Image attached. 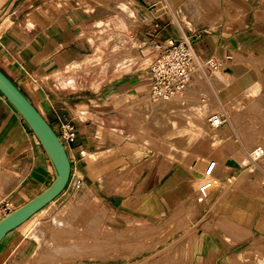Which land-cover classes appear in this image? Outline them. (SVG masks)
<instances>
[{
    "label": "crops",
    "instance_id": "1",
    "mask_svg": "<svg viewBox=\"0 0 264 264\" xmlns=\"http://www.w3.org/2000/svg\"><path fill=\"white\" fill-rule=\"evenodd\" d=\"M218 1L217 7L214 1L199 0L202 10L192 13L201 17L191 24L185 22L184 27L177 21L182 16V5L177 4L172 11L145 18L132 28L125 19L116 22L122 0H0V68L18 84L57 134L62 123L72 124L77 130L76 141L66 146L72 167L66 190L7 234L0 243V264H141L158 254L162 257L156 258V264H264L262 173L253 182L240 180L244 171L235 176L241 184H235L222 204L221 228L198 232L193 222L191 232L172 243L171 249L158 245L155 253L137 254L131 240L116 241L109 237L110 232L105 238L98 216L100 210L108 213L104 228L127 231L131 224L125 220L117 223V219L136 217L145 222L149 214L153 221L170 214L169 219L190 197L202 206L197 199L199 187L194 191L202 182L199 177L193 178L176 164L165 172L157 166L161 163L150 165L149 159L142 157L132 160L140 149L125 157L122 150L126 143L119 131L124 111L133 110L131 107L151 111L150 102L144 99L152 83L150 68L157 58V47L170 40L190 38L201 62H232L236 55L260 60L256 69L260 75L259 90H264V0ZM114 22L126 36L132 29L135 31L132 37L142 46L143 55L134 45H127L124 36L111 37L114 52L131 50V55L125 56L117 68L105 66L101 73L116 74L131 64L137 65L100 90H80L79 72L92 74L107 65L83 32L96 24L106 27ZM94 61L98 65L93 66ZM92 77L91 81L98 75ZM153 143L156 150L154 140ZM123 160L129 162V168L116 170L114 175L104 172L117 164L120 168ZM233 160L229 157L227 161ZM201 166L198 162L194 170H201ZM247 171L253 172L252 168ZM218 174L217 164L215 179L220 180ZM55 179V169L39 139L0 92V205L11 204L13 212L46 191ZM219 180L216 184L222 189L218 199L225 194L227 184L234 182L222 184ZM75 184L78 189H74ZM216 192L203 204L204 209ZM85 195L93 203V215L86 226L91 231L79 227L72 234H51L55 223L48 220L53 212L61 207L66 214L74 205L82 207L80 201ZM70 201L74 205L64 211L62 207ZM62 224H57L60 229ZM136 246L144 249L148 242L139 240ZM87 249H91L90 253ZM101 249L107 254L101 255ZM133 252L137 254L134 257Z\"/></svg>",
    "mask_w": 264,
    "mask_h": 264
},
{
    "label": "rangeland",
    "instance_id": "2",
    "mask_svg": "<svg viewBox=\"0 0 264 264\" xmlns=\"http://www.w3.org/2000/svg\"><path fill=\"white\" fill-rule=\"evenodd\" d=\"M210 1H214L213 5L216 4L217 7L220 6L218 0ZM177 4L182 5V16L177 19L181 27L186 25L185 22L191 24L192 21L198 19L197 17H201V15L197 16L192 13L199 9L202 10L199 0H129L127 2L126 0H122L119 9L117 7V15L119 17L116 22L118 23L119 20L125 19L132 28H135L137 24H142L145 18H150V16L155 18V16L160 15L164 11L170 12L172 11V7L174 8V5L177 6ZM140 9L141 11H139ZM138 11L140 18L138 17ZM227 15L229 16V14ZM116 22L110 23V25L106 27L99 25L101 29H97L96 24L95 28H89L92 31L91 36L85 37V35H83L90 45H93L99 50L103 62L107 65H104V67L99 70H93L92 74L86 71L79 72L77 77L80 81V85H78L80 90H94L95 88L100 90V88L108 84L113 78L122 74L123 71L130 72L133 70H129L132 65H137L131 64L127 69L125 68L122 72L120 71L116 74L101 73L105 70V66L115 69L124 58L131 55V50L114 52V40L112 41L111 37L117 39L124 36V42L127 45H134L138 51L142 53L140 49L141 45H137L138 42L132 37L135 31L132 29L130 35L126 36L124 35L125 32L119 28ZM213 61L216 62V60ZM154 62L155 61H153L152 64ZM207 62L208 61H204L202 63L205 64ZM259 62L260 60L251 61L245 56L237 55L232 62L221 61L220 64L216 62L218 66L216 70L202 69L199 73L195 74V79L191 87L187 89L186 96L188 99H186L185 102L178 104H163L166 102H161L159 105L149 103V105H151V111L149 113L146 111L130 110L123 112L125 117L120 112L122 115L120 123L122 125V130L119 132L126 143L125 149L122 150L125 157L130 156L131 153H137L140 149V144L142 146L145 145L133 139L134 133L138 132L137 134H139L140 132L142 135L145 134L144 136L148 139V144L144 147L151 151L146 152L142 158L149 159L148 162H151L150 165L161 163V165L157 166L166 172L169 167H172V164H176V168L185 169L188 175H192L195 179L199 177L203 182V173L206 167L211 161H216L219 170L218 177L222 179L219 180L217 178L219 182L222 184L230 180L234 182L232 181V184L229 182L227 186L225 185L227 190L225 194L222 192L223 196L218 199L219 194H221L222 186L216 184L218 180L215 179V188L212 194H215V191H217L213 201L216 197L217 200L214 202L212 201L207 209H204L202 206L209 201L201 203L202 206H200L194 197H190L187 203L184 202L182 207L172 214L169 219L168 217L170 214L160 217L155 221L150 218L151 214H149V218L145 222H142L136 217H121L117 219V223L120 222L119 220H125L131 224L130 229L127 231H114L113 229L104 228L105 221L108 219V213L100 210L98 214L100 219H98L100 220L101 229H105V231H103V236L105 238H108L111 234L109 237L115 238L114 240L116 241L124 239L131 240L133 242L132 249L133 251L138 250L137 254L141 252L155 253L154 249L159 247L158 245H162L164 249L167 247H170V249L173 248L174 244L171 245L172 243L177 242V239L191 232V223L193 222L197 224L195 231L198 230V232L202 230L211 232L215 228H221L220 220L224 218V215H221V212L224 211L222 209V204L229 196L231 190L236 186L235 184L247 179L253 182V179L258 178L255 176H259L261 173L264 174V157L257 159L255 156V153L259 149L264 148V90H259L258 82L260 75L256 69V65ZM92 63L94 64L93 66L98 65L95 61ZM146 64L149 65L150 62ZM225 69H231L234 72V76L227 75ZM94 75H98V77L91 81ZM179 111L182 112L180 113ZM200 111H202L203 114H207L204 117V125L200 123V125L203 126L201 127L199 125L201 127L199 129L195 126L194 117L199 114ZM218 114L223 115L225 124L222 128L215 130L209 123V120L211 117ZM123 130L125 132H123ZM152 138L157 145L156 150H153L154 143ZM240 145L244 148L243 151L239 150L242 149ZM235 146L238 150H235ZM229 157H233L235 160L228 162L227 160ZM236 160L243 163L240 165ZM122 162L120 168L119 164H117L111 166L108 170H104V172H110L114 175L116 170L120 172L130 167L128 161L123 160ZM198 162L202 163V169L195 171L194 166ZM251 168L253 172H247V169L251 170ZM243 171L244 175H242L241 181H236L237 178L235 179V176ZM127 172L129 173L130 171ZM221 173L225 176H222ZM202 182L197 185L194 191L197 190ZM256 183L259 184L260 181ZM261 185H264V182H261ZM78 188V185L75 184L74 189ZM89 199L90 197L87 195L86 199L80 202L83 206L80 207V214H78V217H74L72 211L70 212L72 215L69 214V212L65 214V223H63L62 228L58 230L59 234H72L77 231L79 227L84 228L85 231H91L90 227L89 229L86 228V226H88L87 223L91 221L93 215L91 213V210H93V203L91 199ZM71 205L74 204L70 201L62 208L66 211V207ZM59 209H61V207L57 208L53 214L55 212H61V210L58 211ZM53 214L48 220L51 223L57 220L56 215ZM145 225H147V228ZM89 226H91L90 223ZM64 227L67 229H64ZM108 232H110V234ZM139 240L148 242V246L140 250L138 246L134 247L135 243ZM257 247L261 249V246ZM117 251V249H114V252ZM107 252L108 251L105 249H101L100 251L101 255L107 254ZM137 254L133 252V257ZM160 256L162 257V254L152 256L141 262V264H156L158 262L156 258H160Z\"/></svg>",
    "mask_w": 264,
    "mask_h": 264
},
{
    "label": "built area",
    "instance_id": "3",
    "mask_svg": "<svg viewBox=\"0 0 264 264\" xmlns=\"http://www.w3.org/2000/svg\"><path fill=\"white\" fill-rule=\"evenodd\" d=\"M158 56L150 68L151 86L146 101L152 103L170 102L179 98H186L187 88L191 87L195 74L202 69H217V63L209 60L203 64L196 57L192 41L185 38L182 41L170 40L164 45L157 47ZM187 99V98H186ZM210 123L220 128L225 123L222 115H215ZM61 141L65 145L74 143L77 139L76 128L69 123H62L58 133ZM257 156L262 157L263 152H257ZM217 162L211 161L203 173V182L198 188L197 199L200 203H205L211 197L215 188V172ZM80 181L78 185L80 187ZM12 205L6 203L0 205V220L12 212Z\"/></svg>",
    "mask_w": 264,
    "mask_h": 264
},
{
    "label": "water",
    "instance_id": "4",
    "mask_svg": "<svg viewBox=\"0 0 264 264\" xmlns=\"http://www.w3.org/2000/svg\"><path fill=\"white\" fill-rule=\"evenodd\" d=\"M0 92L16 108L47 152L55 169L56 179L42 194L0 220V243L40 210L55 201L66 190L71 177V161L57 132L36 109L31 100L0 68Z\"/></svg>",
    "mask_w": 264,
    "mask_h": 264
},
{
    "label": "bare ground",
    "instance_id": "5",
    "mask_svg": "<svg viewBox=\"0 0 264 264\" xmlns=\"http://www.w3.org/2000/svg\"><path fill=\"white\" fill-rule=\"evenodd\" d=\"M97 29H101V27L97 24ZM89 28H91L92 29V27L90 26ZM89 28H87V29H85L84 30V32H83V35H85V37H87V36H91L92 35V31H91V29H89ZM251 61H253V60H255L254 58H249ZM225 73L227 74V75H229V76H234V73H233V71L232 70H229V69H225ZM251 74V73H250ZM248 76H249V74H248ZM253 76V75H252ZM251 76V77H252ZM255 77V76H254ZM247 78V77H246ZM253 78V77H252ZM255 79V78H254ZM194 81V80H193ZM188 89V88H187ZM186 95H187V91H186ZM4 96V95H3ZM186 98L188 99V97L186 96ZM186 98L185 99H183V100H180L179 98H177V99H174V100H172V101H170V102H166V103H163V104H172V103H176V104H178V103H182V102H185V100H186ZM152 104H154V103H152ZM159 104H161L160 102L159 103H155V105H159ZM255 104V103H254ZM130 106H132V105H130ZM129 106V107H130ZM147 107V106H146ZM143 108V107H142ZM142 108H138L140 111H142L143 109ZM130 109H133L134 111H136L135 109H134V107H131ZM147 112H149V111H147ZM207 114V113H206ZM205 113L203 114L202 113V111H200V113L199 114H197V115H195V117H194V121H195V126H197L199 129L204 125V120H205V115H206ZM219 115V114H218ZM214 117V116H213ZM213 117H211L210 118V120H209V123H210V121H211V119L213 118ZM200 123L201 124H203V125H200ZM211 124V123H210ZM201 127H200V126ZM211 126L215 129V130H218V129H220V128H217V127H214L212 124H211ZM145 134H141L140 132H139V134H135L134 135V137H133V139H135V140H137V141H139V142H141L142 144H148V139H147V137L146 136H144ZM145 145H143L141 148H140V152H138L136 155H134L133 156V158H132V160H137V158H140V157H143L145 154H146V152H149V151H151V150H149L148 148H146V147H144ZM257 152H263V156L262 157H264V148L263 149H259ZM257 152L255 153V156H256V158L257 159H260V158H262V157H259V156H257ZM229 164V163H228ZM248 172V171H247ZM86 197H87V195L83 198V199H81V201H83V200H85L86 199ZM90 200V199H89ZM80 201V202H81ZM86 202V201H85ZM69 205H70V203H69ZM66 206H68V205H66ZM71 206H73V205H71ZM89 206V205H88ZM72 208V207H71ZM61 209H59L58 211H60ZM63 210V209H62ZM67 210V209H66ZM79 210H80V207H77V206H74L72 209H71V211H72V213H73V215H74V217H77L78 216V214H80V212H79ZM70 211V212H71ZM74 211V212H73ZM85 211H86V209H85ZM69 212V211H68ZM69 212V214H71ZM68 214V213H67ZM53 215H56V219L57 220H55V224H54V228H53V230L51 231V234H54L56 231H58V230H60V228H59V226L57 225V224H59L60 222L61 223H65V214L63 213V211H61V212H58V213H54ZM72 215V214H71ZM85 215V214H84ZM68 216V215H67ZM71 217V216H70ZM70 217H68V218H70ZM83 217V216H82ZM54 218V217H53ZM84 218V217H83ZM52 220V219H51ZM69 220V219H68ZM70 222V221H69ZM207 226V225H206ZM55 231V232H54ZM85 246V245H84ZM70 246H69V250H70ZM83 250H85V249H83ZM88 250V249H87ZM91 250V249H90ZM90 250H88L89 251V253H90Z\"/></svg>",
    "mask_w": 264,
    "mask_h": 264
}]
</instances>
